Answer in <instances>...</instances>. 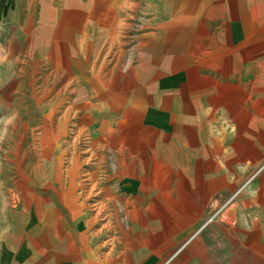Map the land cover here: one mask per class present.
<instances>
[{"label": "rangeland", "instance_id": "obj_1", "mask_svg": "<svg viewBox=\"0 0 264 264\" xmlns=\"http://www.w3.org/2000/svg\"><path fill=\"white\" fill-rule=\"evenodd\" d=\"M224 2L0 1V230L75 244L74 151L76 182L110 191L111 221L80 231L91 264H264V26Z\"/></svg>", "mask_w": 264, "mask_h": 264}, {"label": "crops", "instance_id": "obj_2", "mask_svg": "<svg viewBox=\"0 0 264 264\" xmlns=\"http://www.w3.org/2000/svg\"><path fill=\"white\" fill-rule=\"evenodd\" d=\"M0 1H5V0H0ZM246 1L251 2L253 6L250 7V10H252V14H250V16L254 17V19L262 18V26H264V0H246ZM221 2L228 4V0H221ZM255 4H258V6H255ZM255 10H257V14L255 13ZM28 22L29 21L26 22L24 21L22 28H26V26H28ZM55 23H56V18L55 19L52 18L51 22H49L48 25L44 24V26L46 27L48 26L49 28V31H47L46 28H44L43 31L45 32V34L48 32L49 34L53 35L56 32L55 27L57 24ZM222 28H224L225 32H227L226 26H224L215 29L216 31L213 30L212 34H216V35L221 34L220 30H222ZM205 32L207 33L208 31ZM211 32L212 31H209V33ZM262 33L264 35V27ZM77 37L78 36H76L75 41L78 39ZM40 43L45 44V41L40 39ZM169 55L174 58V56L171 55V53H169ZM183 55L184 54L179 55V58L185 56ZM151 56L154 57L153 55ZM171 59H168V61ZM168 61L166 60L161 66H163L165 63L169 65ZM158 65L156 66L157 68ZM177 73H179L178 78L180 79L178 78H173V79H177V81H183V79H185L184 73L182 71ZM163 77L169 78V75ZM175 91L176 89H171L169 90V92L164 91L162 97H167V98L173 97L175 96L176 93ZM10 222H11L10 224L7 223L4 224L3 228H1L0 230V264H91L92 259H90L88 255H86L88 252L85 253V250L87 249V245H88V237H84V234L82 235L80 233V229L78 225L74 223V221H68V223L70 226L69 231L70 234L74 236L75 244L72 245L71 243L68 242L64 246L63 243V245L62 244L60 246L58 245L56 248H54V246L50 248L47 246L48 244L46 237L48 235L44 229H41L38 221H36L37 223L35 222V225L32 224L30 225L28 221H10ZM93 239L94 237L92 236L90 239L91 243H93L94 241Z\"/></svg>", "mask_w": 264, "mask_h": 264}, {"label": "bare ground", "instance_id": "obj_3", "mask_svg": "<svg viewBox=\"0 0 264 264\" xmlns=\"http://www.w3.org/2000/svg\"><path fill=\"white\" fill-rule=\"evenodd\" d=\"M80 132L78 134H80ZM92 137L95 139L96 136L94 133ZM95 142L96 141H93L90 144L92 155L89 156L88 160L83 163L87 167H89V169L95 168L97 170V173L106 174V171L98 172L99 167L105 165L106 157L105 155L97 156V152H94L93 147L97 144ZM94 156H96V163L92 164L90 163V161L92 160V157L94 158ZM77 160V154L73 151L72 158L70 160V167L68 166L64 171L65 177L70 179L67 185L69 191L64 196V201L70 221H74V223L78 225L81 231L83 229H92V226L97 224L98 221H102L100 219L101 217H105L106 221H111L110 216L105 215L107 214V207L108 203L111 201V198L109 189L102 186V180H95L96 171L85 174V176L87 177L85 180L76 182L75 178L83 173L78 169L76 170L75 168L76 166H78ZM57 172L61 177V172ZM91 201L94 203V205L90 206H92L93 208L95 207L94 210H89L87 206L88 202ZM229 212L230 210L226 214H229ZM102 227L103 228L99 230L97 234L95 233V235H101L105 232V230L109 229V222Z\"/></svg>", "mask_w": 264, "mask_h": 264}]
</instances>
